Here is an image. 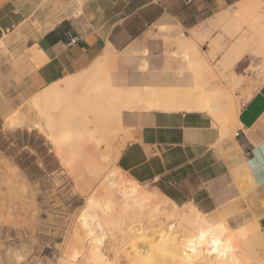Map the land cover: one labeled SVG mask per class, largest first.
I'll return each instance as SVG.
<instances>
[{
  "label": "crops",
  "instance_id": "0c3cea01",
  "mask_svg": "<svg viewBox=\"0 0 264 264\" xmlns=\"http://www.w3.org/2000/svg\"><path fill=\"white\" fill-rule=\"evenodd\" d=\"M240 1L247 0H85L82 5L77 0H0V51L7 50L0 56V130L23 101L106 57L121 67L123 86L171 84L172 64L163 56L158 34L165 31L159 27L177 36L192 32L187 37L197 48L196 41L214 32L209 24L221 26L228 16L223 14ZM200 26L203 34L195 31ZM68 27L79 35L72 45ZM219 42V37L210 40L212 50L223 48ZM239 44H228L222 61L234 60L228 69L222 66L232 84L237 81L232 67L243 56ZM236 52L242 54L238 60ZM185 80L179 77L177 83ZM193 80L183 87L192 88ZM237 114L226 133L209 111H124L130 139L116 165L175 204L190 203L235 228L253 227L264 240V79L245 96Z\"/></svg>",
  "mask_w": 264,
  "mask_h": 264
},
{
  "label": "rangeland",
  "instance_id": "374dc122",
  "mask_svg": "<svg viewBox=\"0 0 264 264\" xmlns=\"http://www.w3.org/2000/svg\"><path fill=\"white\" fill-rule=\"evenodd\" d=\"M84 1L77 0L80 5ZM258 1L260 5L255 9V15L264 11V0ZM236 8L237 5L229 7L227 11L229 15L221 26L217 27L210 23L209 26L214 32H210L209 36L202 41H196L197 49L204 59L202 64L190 63V49L188 56L175 53L177 47L174 40L178 32L172 33L168 29L158 34L162 41L163 56L168 58L172 64L171 78L174 80L171 84L162 86H188L195 75L196 80L207 86L225 87L237 106L244 102L245 96L261 80L260 77L264 71V55L255 52L256 55H254L248 45L253 42L248 34L252 33L249 22L253 20V15L237 16L240 21L239 26L232 20L230 21ZM224 28L225 33L221 34L220 30ZM203 30L204 28L200 26L195 31L203 34ZM191 33L184 34L190 36ZM244 34L245 39L242 38L245 37ZM215 37L220 38L219 46H223L216 51L212 50L210 45V40ZM236 41L241 42L239 49L243 56L240 63L232 67V72L237 77V81L232 84L229 83V77L225 75L221 63L228 44ZM5 53L7 50L3 47L0 56ZM101 65L102 68L98 72L110 74L112 80L110 87L123 86L122 69L117 65L115 58L106 57ZM102 69L104 70L101 71ZM179 77L186 79L185 82L178 84ZM63 80L43 90L51 87L57 88ZM128 88L133 89L134 87ZM41 92L42 90L23 101L4 119L0 130V264H60L63 258L68 259L67 255L73 252L69 237L76 228V217L85 206L89 192L83 191V186L78 182L81 178L80 173H91L90 171L95 166L106 170L112 169L116 171L115 173L123 175L130 183L134 182L137 186L155 195L162 202L172 204L171 200L168 201V198L156 187L149 183L134 181L116 165L115 152L122 149L130 139L128 128L122 123V114L129 109L122 108L121 124H111V130L103 128L104 125L99 122L96 124V129H91L86 122V117L90 114L89 110L76 105L72 110L64 109L65 105L72 101L70 99L74 98V93L69 95L71 97L67 95L64 99L61 97V100H64L62 101L63 106L59 105L61 108L56 106L49 109L43 101L34 103L40 97ZM88 93L90 94L91 91ZM43 127L51 132V138L46 135ZM48 127L50 129H47ZM188 205L192 204H177L179 209ZM211 218L218 220L215 217ZM223 222L227 227L245 233L246 238L240 240L241 251L253 258H251V263L264 264V240L259 232L253 227L235 228L226 220ZM107 240L109 239L103 242ZM109 258L111 263L113 261L115 263L111 256ZM121 259L119 264H125V257ZM152 260L154 259L146 261L152 262ZM84 263L92 264L89 260L81 264Z\"/></svg>",
  "mask_w": 264,
  "mask_h": 264
},
{
  "label": "bare ground",
  "instance_id": "6f19581e",
  "mask_svg": "<svg viewBox=\"0 0 264 264\" xmlns=\"http://www.w3.org/2000/svg\"><path fill=\"white\" fill-rule=\"evenodd\" d=\"M259 5L258 0L238 3L232 20L239 26L237 16L253 15V20L249 22L252 33H248L253 42L248 45L251 47L254 43L253 52L264 55V11L254 14ZM223 15L225 17L229 14ZM219 17V20H222L223 16ZM167 29L165 26L159 27L160 31L166 32ZM244 36L242 38L245 39L246 35ZM176 43L179 50L175 53L187 55L190 49V63H204L190 37L180 33L176 37ZM240 55L241 52L240 54L238 52L235 60H238ZM225 61L227 63L225 65L222 63L223 67H230L234 62L233 59ZM101 66V62L96 61L81 74L65 77L59 87L42 90L34 103L43 101L52 109L63 104L65 95L71 97L69 95L74 93V98L64 104V109L72 110L76 105L89 110L86 122L91 129H96L97 122L104 125L103 128L107 130H111L113 123L121 124L122 108L209 111L220 121L226 133H229L237 122L239 105L237 106L232 95L223 86H207L196 80L194 75L193 81L196 83L192 88L161 86L162 88L144 87L141 90L137 87L130 89L127 86L110 87L112 81L110 74L99 73ZM260 78L264 79V71ZM99 102L101 104H97ZM46 135L51 138L50 131H46ZM120 151L121 149L115 152L114 160ZM90 172L80 173L81 178L78 182L83 186V191L89 192L85 206L76 217V228L69 237L73 252L67 255L68 259L63 258L60 264H81L87 260L92 264H108L111 263L110 256L115 260L114 264H119L123 257L125 264H152L153 261V264H252V257L241 251L240 240L246 238L245 233L227 227L223 222L225 218L214 220L207 217V213L197 210L194 205L179 209L172 201V204L162 202L112 169L106 170L95 166ZM106 239L109 240L103 242ZM147 259L154 260L149 262Z\"/></svg>",
  "mask_w": 264,
  "mask_h": 264
},
{
  "label": "built area",
  "instance_id": "2783aa9c",
  "mask_svg": "<svg viewBox=\"0 0 264 264\" xmlns=\"http://www.w3.org/2000/svg\"><path fill=\"white\" fill-rule=\"evenodd\" d=\"M66 35L68 37V44L72 45L79 41V35L71 28L66 29Z\"/></svg>",
  "mask_w": 264,
  "mask_h": 264
}]
</instances>
